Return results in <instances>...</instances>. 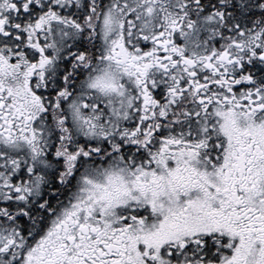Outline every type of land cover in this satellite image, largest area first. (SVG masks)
<instances>
[{
  "label": "snow or ice",
  "instance_id": "6c2138e0",
  "mask_svg": "<svg viewBox=\"0 0 264 264\" xmlns=\"http://www.w3.org/2000/svg\"><path fill=\"white\" fill-rule=\"evenodd\" d=\"M0 264H264V0H0Z\"/></svg>",
  "mask_w": 264,
  "mask_h": 264
}]
</instances>
